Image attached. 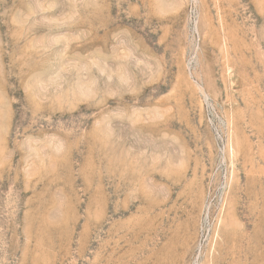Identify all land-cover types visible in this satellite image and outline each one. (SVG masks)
Returning a JSON list of instances; mask_svg holds the SVG:
<instances>
[{
    "label": "rangeland",
    "instance_id": "374dc122",
    "mask_svg": "<svg viewBox=\"0 0 264 264\" xmlns=\"http://www.w3.org/2000/svg\"><path fill=\"white\" fill-rule=\"evenodd\" d=\"M0 264H264V0H0Z\"/></svg>",
    "mask_w": 264,
    "mask_h": 264
}]
</instances>
